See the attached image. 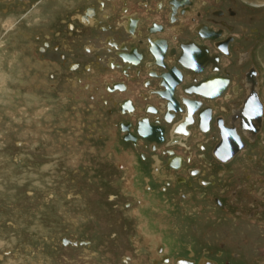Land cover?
<instances>
[{
	"label": "rangeland",
	"instance_id": "1",
	"mask_svg": "<svg viewBox=\"0 0 264 264\" xmlns=\"http://www.w3.org/2000/svg\"><path fill=\"white\" fill-rule=\"evenodd\" d=\"M90 3L100 6L0 0V264H264V212H249L264 198L247 187L264 185V146L252 144L218 176L198 150L190 157L175 147L189 157L184 168L204 175L181 183L185 169L162 168L156 176L154 157L164 161L169 147L150 152L122 139V95L102 85L118 74L85 50L97 32L79 19ZM222 5L238 13L227 20L250 56L224 64L238 83L254 63L264 97V0Z\"/></svg>",
	"mask_w": 264,
	"mask_h": 264
},
{
	"label": "flooded vegetation",
	"instance_id": "2",
	"mask_svg": "<svg viewBox=\"0 0 264 264\" xmlns=\"http://www.w3.org/2000/svg\"><path fill=\"white\" fill-rule=\"evenodd\" d=\"M106 2H112L111 8ZM103 8L106 11L100 14L98 9ZM237 14L222 0H100L98 8L87 4L79 15L81 22L97 31L85 50L98 58L96 63L118 74L104 79L102 85L107 93L122 95L115 103L117 112L126 117L118 122L122 139L144 145L150 152L169 147L164 161L154 157L156 176H163L162 168L185 169L186 175L177 177L181 183L204 175L202 167L184 168L189 157L175 153V147H183L190 157L198 150L199 161L211 165L217 176L251 151L252 144L263 150L259 70L251 63L240 72L237 83L224 64L232 56L237 58L236 65L250 58L248 51L234 45L236 26L227 19ZM242 30L248 32L247 27ZM247 187L264 198V185ZM245 193L242 199L247 202L251 197ZM230 194L241 193L232 190ZM214 200L222 205L219 197ZM249 204L254 206L251 216L264 212V204ZM178 263L192 261L179 259ZM196 264L218 263L201 258Z\"/></svg>",
	"mask_w": 264,
	"mask_h": 264
}]
</instances>
